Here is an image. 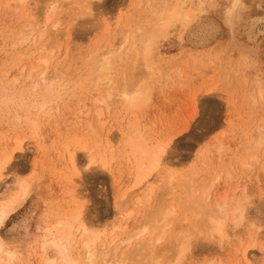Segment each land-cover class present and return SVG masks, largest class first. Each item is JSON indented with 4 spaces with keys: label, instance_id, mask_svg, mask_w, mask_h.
<instances>
[{
    "label": "rangeland",
    "instance_id": "374dc122",
    "mask_svg": "<svg viewBox=\"0 0 264 264\" xmlns=\"http://www.w3.org/2000/svg\"><path fill=\"white\" fill-rule=\"evenodd\" d=\"M167 1L170 5L175 0ZM184 1L183 8H192L196 20L186 28L180 22L169 27L159 39L153 70L142 78L138 71L133 76L128 55L114 57L116 71L109 79L116 90L109 106L103 107L102 136L111 140L115 158L107 169L98 164L81 168L89 152L72 144L79 176L73 175L64 144L84 131L88 147L96 146L87 135L90 127L97 129L93 104L111 86L103 82V90L97 92V63L109 48L123 54L132 36L166 0H24L23 5L0 0V152L22 145V150H14L11 169L0 181V196L15 186L16 179L31 183L27 197L0 229L5 248L16 253L11 264H45L43 244L50 229L66 219L76 203L86 205V226L101 233L98 248L117 236L116 254L123 253L127 264H264V144L250 149L253 158L247 156L250 143L264 131V34L248 41L246 32L252 20L264 17V0H241L240 16L231 22L226 14L233 0H203L204 6L199 0ZM87 3L89 7H82ZM199 24L211 27L205 42L191 38ZM39 45L45 46L42 56L48 52L52 60L47 76H53L54 67L64 74L47 97L39 93L43 90H32V80L26 81L39 57L31 53ZM130 82L149 88L144 103L125 106L118 100V91ZM40 97L48 101L43 113L32 110L27 119L20 112V119H15L19 103H43ZM134 126L144 130L148 146L172 141L164 166L139 185L134 158L128 151L126 157L122 147ZM167 171L174 175L171 184ZM191 181L195 190L207 188L204 204L209 208L222 198L228 201L226 236L210 234L205 216L197 213L206 210L197 203L191 207ZM151 193V199L142 201ZM159 200L165 201V215L155 212ZM237 207L243 214L236 222L232 210ZM164 231L153 251L139 252V242ZM183 239L189 246L179 256L176 248ZM98 250L94 261L104 264L103 248Z\"/></svg>",
    "mask_w": 264,
    "mask_h": 264
},
{
    "label": "bare ground",
    "instance_id": "6f19581e",
    "mask_svg": "<svg viewBox=\"0 0 264 264\" xmlns=\"http://www.w3.org/2000/svg\"><path fill=\"white\" fill-rule=\"evenodd\" d=\"M163 1H165V0H163ZM190 1L192 4L193 0H190ZM242 1L241 0H233L231 2L229 1L230 5H229V7H227L229 9L227 11L228 13L226 14V16L228 15L227 16L228 22H231L233 19H235L239 10L243 6ZM85 2L86 1H83L82 3H85ZM168 2L169 1L166 0L165 3L161 2L158 5L160 7L157 6L156 10H154V13L150 16V18L146 19V21H147V22H145L146 25L143 26L141 29H139V33H137V34L135 33L136 35L132 36V39L129 43V47L123 54L120 53V50L116 51L112 48H109L106 56H103L102 60L98 61L97 68H96V74L94 76V79H95L94 83H95L97 92H99V94H100V92L103 90V88L99 87L100 84L103 82L110 81L111 86H109L108 89H106L107 93L105 96H102L101 98H97L96 96H94V97H96L93 105L95 108L94 109L95 115L97 117V121H95V122H97L96 123L97 129L90 127L91 123L88 124L90 128H89V132L87 135L94 138V139H92V140H94L93 145H96V146H94V147L92 146V148L88 147L87 141H86L87 138L84 137V134L86 132H84V131H83V135L82 134H80V135L73 134L74 136L72 137L71 140L69 138H67V140L68 139L70 140L68 143H65V144L63 143L64 147H65V151L70 156V159L68 157L67 158L71 161L70 164H72L71 167H73V169H72L73 175L74 174L79 175V173H80V171H79L80 165L76 160V150L75 149H83L85 151L88 150V152H89L88 153L89 157L87 158L86 162L84 164H82L81 168H83V166H84V168H89V167L91 168V166L98 164L102 168L107 169L110 166V162L113 161L115 158L114 157L115 149H114V146L111 145V140L110 139H109V141L105 140L106 141L105 142L104 139L106 137L104 138V136H102V131L104 129L103 124H105V122H103V120H102L104 117L103 107L106 106L108 103L110 104V101L112 102L111 99H112V96L116 90L115 87L113 86V84H115V83H113L111 81L112 79L111 80L109 79V76L112 73H114V71H116L114 69H115V63L117 60L116 59L114 60V57H118L120 60L121 59L120 57L123 58V57H126L128 55V57L130 58L129 59L130 65L132 66L131 70H133V72L131 71L133 76L135 73H137L136 71H138L140 73L139 74L140 77H141V74L146 75V73L149 70H153V65L156 64L155 60L157 58L158 50H159V48H158L159 39L166 35L169 27L173 26L176 22H180V25L182 24L183 27L186 28V27H189L190 25H192V23H194V21L196 20L197 15L194 13V10H192V8H191V10L190 9L185 10L183 8L186 4V1L175 0L170 5ZM204 2H206V1H203V0L198 1V3L201 6L204 4ZM17 3H21V4L23 3L24 4V0H17ZM254 3H255V0H254ZM71 4H74V2L71 1ZM84 6H85V8H87L90 6V4L89 3H87L85 5L82 4V7H84ZM197 6H195V7H197ZM51 13H52V10H49V13L47 14V19H50ZM261 17L262 16L259 17L260 19L259 18H257V19L252 18L254 20L251 19L252 22L248 27V31H246L248 38H249L248 41H250V40L256 41L257 37L264 34V17H262V18ZM236 23H237V21H236ZM118 24H119V21H118ZM31 26H33V25L31 24ZM35 26H36V24H35ZM35 31H36V29H35ZM184 31H185V29H184ZM210 32H211L210 26H208L207 24L206 25L199 24L198 29L195 30L193 33H191V38L195 41L201 42L202 40H204V42H205L207 37L210 35ZM54 37H55V34H54ZM36 43H37V41H36ZM36 43H34V44H36ZM123 43H124L123 45H125L127 43V40L125 39ZM44 48H45L44 45H39V47H36L35 48L36 50L31 53L30 57H32V56H35V58H36V56H39V57L36 58L37 63L30 66L29 71H28V75L26 76V81L32 80V82H33V84H31L32 90L34 92H36V91L38 92V91L43 90L39 93H41V96L47 97L50 95L49 93L52 92L51 88L54 87L55 83L56 82L59 83L63 80L64 74L60 71V69H56V67H54L53 74H52L53 76L50 78L47 76L49 65L52 62V60H50L49 54L47 55V53H48L47 51H46L47 53L45 54V56H42L43 51H45ZM122 55H124V56H122ZM42 66H44L45 68L43 69V71H40L41 73L36 75L34 72L37 71L38 69H40ZM35 77H36V79H38L39 82H37L35 80ZM143 79H144V76H143ZM15 82L18 83L17 80ZM65 83L66 82H64L63 84H65ZM63 84L61 86L62 88L64 87ZM8 85H9V83H8ZM56 87L61 88L59 85L58 86L56 85ZM56 89L54 87V90H56ZM148 89H149L148 87H144V85H142L141 83L137 84V85L134 84L133 82L126 83V84L124 83L122 86V89L120 91H118V97H119L118 100L119 101L121 100L122 103L125 104V106H136L138 104L144 103L147 100ZM29 91H30V89H29ZM32 94H34V93H32ZM260 95H262V94L260 93ZM31 97H33V96H31ZM251 98H253V95L251 96ZM40 99H43V103L37 102L36 99H35L36 101L32 100L33 102H31L30 104H26L24 101L19 103V106L17 107V109L15 111V113H16L15 119L17 121L20 119V116L22 115L20 112H23L26 115H28V117L26 116L27 119L30 117L32 118V115H33V113L31 112L32 110L43 113L45 111L44 110L45 105H48V101H44V100H46V98L40 97ZM25 101H27V100H25ZM49 101H51V100H49ZM108 106L109 105H107V107ZM47 107H49V106H47ZM47 110H48V108H47ZM50 111H51V108H50ZM21 118H23V117H21ZM34 120H35V126L37 127V122H36L37 117ZM37 129H39V128H37ZM86 129H88V128H86ZM143 131H140V129L138 127L134 126L133 129L129 133L125 134V138H124L123 143H122V147L125 151L126 157L128 156V152H131L132 157L134 158V163H135L136 168H137V177H138V181H137L136 185L143 183L145 180L147 181V178L153 172L158 170L161 166H164L163 163L165 161V158L167 157L166 154H168L167 151L170 148V145L172 142V141H170V143H169L168 140H167L168 142H166V140L165 141H159L158 140L159 141L158 143H156L152 146H148L147 142H146L147 140H145L146 138L143 136ZM89 136H87V137L89 138ZM92 140H90V142ZM62 141H63V139H62ZM113 141H115V140H113ZM248 144L244 145L246 147V149H243V150L246 151L248 149V147H247ZM263 144H264V131L263 132L261 131L260 134L257 136L256 140H254L249 145V149H248L249 153L247 154L248 158H253L254 152H252V150H254V151L258 150ZM70 145L74 146L75 149H73L72 147L70 148ZM6 148H3V151L0 152V181L5 175L8 174L9 170L11 169V161H12V159H14L13 158L14 157V150H22V145L19 142L16 144L14 149H12L10 151L5 150ZM250 149H252V150H250ZM118 151L120 152V150H118ZM245 151L243 153H245ZM63 154H64V152H63ZM131 154H129V155H131ZM127 160H128V158H127ZM130 160H133V159L131 157H129L128 161L130 162ZM242 162H240V164ZM132 164H133V162H132ZM98 165H96V166H98ZM167 174L169 175V172L166 173V175ZM170 175H169V179H168V184H171L172 181L174 180V177H173L174 175L171 173H170ZM28 181L29 180H26V179H16L15 186L12 189H10L7 194L0 196V229L6 223L9 216L12 215V212L27 197L29 190L31 188V183H30V181L29 182ZM187 184L189 185V187H191V195L192 196L188 200L189 203H191V207H193L194 203H197V205L199 207L206 210V212H204V213H199V212H197V213L199 214V216H200V214L205 216L203 222H205V225H206V228L208 229V232L210 234H217L220 236H224L225 235V220H227L226 218L228 217V212L230 210L229 203L226 200V198H222L220 202H217L215 207L209 208L207 205L204 204V202L206 200L205 198H206L207 188L202 185L199 190H195L194 189V181L187 182ZM194 193L196 195H193ZM151 195H152V193L149 195L147 194L142 199V201L143 200H149V198L151 199ZM83 205L84 204H80V203L77 204L76 203L75 208H73V210L71 212H69L70 214L67 215L66 219L59 220L57 223L55 222L56 225L53 227V230L49 228L51 230V236L43 244L44 247H43V252H42L43 256L42 257L44 259V263L45 264H94L95 263L94 259L96 258L97 251H99L98 249L103 248L104 264H127L126 258L123 257V255H124L123 253L120 254L119 256L116 254L117 249H119L118 248L119 243L117 244V240H119V239L117 238V236L111 238L110 240H108L109 242L105 243V245H102L98 248V244H99L98 242L101 240L100 239L101 233H99V231H97V230L88 228L86 226V222H85V207H86V205H85V207ZM164 205H165V201L159 200V203L157 205V210L155 212L161 213L162 215H165L166 210L163 209ZM240 209L241 208L237 207L235 210H232L233 220H235L236 222L241 218V216L243 214V211H241ZM230 212H231V210H230ZM230 218H231V216H230ZM197 229H200V228H197ZM114 231H116V230H114ZM205 231H206V229H205ZM156 232H157V230H156ZM165 232L166 231L162 232L161 234L158 233L159 236L155 239H148L149 242L145 239H143L141 242H139L138 246L141 247L139 249V252L143 251L144 250L143 248H146V249L150 248V251H153V246L155 245V243L162 241L164 239ZM45 236H47V235H45ZM144 236H145V234H144ZM138 237H140V236H138ZM40 238H42V237H40ZM1 240L2 239H0V264H11V262L14 261V259L16 257V253L12 252L9 249H6L3 241H1ZM187 240L188 239H183L182 241L178 240L180 242L178 243V246L176 249H177V251H179L178 252L179 256L182 255L188 249L189 245H188ZM172 241H174V240H172ZM35 242H37V241H35ZM123 242L124 241H121V243H123ZM111 253H113L112 258L109 257V255ZM39 258H40V256H39ZM107 258H109V259H107Z\"/></svg>",
    "mask_w": 264,
    "mask_h": 264
}]
</instances>
